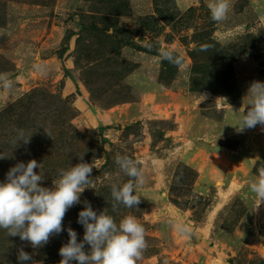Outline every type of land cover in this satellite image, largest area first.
Wrapping results in <instances>:
<instances>
[{
    "label": "rangeland",
    "instance_id": "1",
    "mask_svg": "<svg viewBox=\"0 0 264 264\" xmlns=\"http://www.w3.org/2000/svg\"><path fill=\"white\" fill-rule=\"evenodd\" d=\"M0 74L12 81L0 87V182L35 159L51 188L83 156L94 167L81 201L144 225L137 264H264V203L245 199L264 166V126H230L264 82V0H230L221 22L206 0H0ZM117 154L144 170L138 207H112L111 185L128 180ZM83 208L43 247L0 229V264H59L67 228L83 240ZM21 248L32 260L18 261Z\"/></svg>",
    "mask_w": 264,
    "mask_h": 264
},
{
    "label": "clouds",
    "instance_id": "2",
    "mask_svg": "<svg viewBox=\"0 0 264 264\" xmlns=\"http://www.w3.org/2000/svg\"><path fill=\"white\" fill-rule=\"evenodd\" d=\"M206 6L211 19L221 22L226 19L230 10V0H206ZM162 59L170 63L181 65V58L174 56L171 51L161 50ZM0 87L5 90L12 88V81L7 74H0ZM242 101L237 122L232 124L238 132L264 126V82L253 81ZM17 141L23 140V132H19ZM16 141V143H17ZM0 158L4 155L0 154ZM80 161L68 169H60L58 177L52 181L53 187H43L40 182L44 175L35 169L39 164L32 159L25 164L19 162L11 167L6 179L0 182V229H4L8 236H19L33 248L43 247L50 237L60 234L63 230V220L67 211L80 203L83 210L78 214L77 222L84 228L83 240H77V232L67 228L68 242L61 246L59 254L62 257L59 264H137L142 259L148 244L146 229L134 215L123 216L119 222L105 211L99 214L93 210L87 201H81L80 196L86 188H93V165ZM115 164L128 177L122 184L111 185V197L115 210L118 205L126 208L138 207L140 203L139 190L145 185L146 177L139 162L126 156L117 154ZM245 199H250L258 209L264 203V166L256 170V174L249 177L246 184ZM178 234H186L189 229L180 221L170 222ZM85 244L90 246L85 250ZM18 261L32 260L29 253L19 249ZM35 264V262H33Z\"/></svg>",
    "mask_w": 264,
    "mask_h": 264
}]
</instances>
